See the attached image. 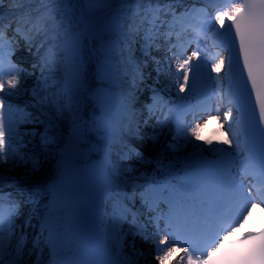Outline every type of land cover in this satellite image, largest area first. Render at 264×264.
Masks as SVG:
<instances>
[{"label": "snow or ice", "instance_id": "obj_1", "mask_svg": "<svg viewBox=\"0 0 264 264\" xmlns=\"http://www.w3.org/2000/svg\"><path fill=\"white\" fill-rule=\"evenodd\" d=\"M5 2L14 19L5 24L0 14V170L15 168L18 163H30L32 172L40 170V159L22 151L27 148L24 138L38 133L19 130L39 118L14 105V97L30 92L50 128L69 117L71 139L61 153L57 173L65 178L64 183L67 162L89 126L103 133L104 141L97 143L107 153L126 134L138 132L155 117L158 125L174 126L169 145L173 151L182 142L194 149L193 157H199L196 164H186L182 176L142 191L141 202L150 213L146 224L152 231L142 224L137 234L160 253L155 257L158 264H264V227L227 239L230 232L252 221L257 208L264 211V0H239L223 9L216 7L221 0H0V9ZM88 37H92L97 57L95 78L101 85L94 91L84 64ZM97 37L107 38V42L97 48ZM21 39L29 52L35 46L39 60L32 65L33 70L39 68L40 75L31 89L27 81L33 73L14 58ZM153 48L162 50L161 59L151 55ZM212 48L228 51L227 64L217 52L219 58L209 65ZM233 54L242 90L234 88ZM146 61L156 65V79L151 103L141 113L136 109L137 92L145 81L142 68ZM225 67L227 71L219 75ZM173 87L175 100L165 101L161 93ZM117 88V117L111 122L86 120L82 105L89 93L107 107ZM225 101L230 106L221 118ZM213 110L216 119H222L220 129L227 125V132L222 139L216 133L202 139L201 131ZM205 114L208 119L198 122ZM41 139L45 144L54 142L46 133ZM204 153L212 154L213 159ZM166 167L173 170L167 175L173 176L174 165ZM191 168L196 170H188ZM110 174L114 181L118 179L114 172ZM3 179L0 175V182ZM60 188V183L37 184L29 190L27 201L34 207L23 225L17 223L21 202L11 193L0 194V264H33L25 259L33 253L35 264H45V248L51 252L48 264H83L62 255L70 237L59 214ZM41 192L53 196L52 204L43 210L37 199ZM116 198L118 215L135 219L129 198L121 201L118 192ZM37 214L43 228L32 239V251L26 253L27 229L33 227L32 218Z\"/></svg>", "mask_w": 264, "mask_h": 264}, {"label": "rangeland", "instance_id": "obj_2", "mask_svg": "<svg viewBox=\"0 0 264 264\" xmlns=\"http://www.w3.org/2000/svg\"><path fill=\"white\" fill-rule=\"evenodd\" d=\"M32 51H35V46L32 47ZM157 52H159L161 54L162 50L161 49H157ZM33 58H35V57H33ZM156 58L157 59H161L162 56H156ZM147 62L151 63V61H146L145 63H147ZM38 63H39V61L36 64H38ZM172 63H173V65H175V61H173ZM32 65L33 64H29V67L32 68ZM153 65H154V63H153ZM35 70H36V72L34 73L33 79L31 80V82H27V84L30 87H31V85H33V83L36 82V79H37L36 76L39 74L38 72L40 71L39 68H37ZM142 71L145 74H147V75H149L150 72H151V74H153L156 71V65L155 66H151V67H148V66L143 67ZM155 79H156V74L154 75V77L152 79H149L148 81L145 80L144 83L145 84L153 83L155 81ZM143 93H145V96H149V94H150L149 91H142V92L139 91L137 96H139V95H141ZM162 93H165V95H167V96H169L171 98L175 97V88L173 87L170 90V92L166 90V91H164ZM180 95H184V93H181ZM28 96L31 98L30 92L26 96L17 97V99L18 98H28ZM24 110L27 112L30 109L26 105ZM36 113H38V112H36V111L32 112L33 118H37L38 117V115H36ZM164 126H165L164 123L159 124V125L150 124V126L142 125L138 132L131 133V135L134 138L135 142L139 143V145H141V147L146 149L148 152L144 156H140V155L134 154V152H133V153H130L131 158H128V159L124 160L125 162L130 163V164H132L134 166V169L132 171L133 174L131 176H129V177H133V176L139 175V174H144L145 170L148 171L149 168H150V171H148L147 174L149 176H152V177L156 176L155 174L151 173L152 167L156 164V162L159 161L161 164H165L166 165V164H169L171 162H176L177 160L182 159L183 157L189 156L190 154H192L194 152V149H192L190 146H185L182 142L179 145H177L176 151H173V149H171L169 147V145L173 143L172 137H170L171 139L167 140L163 144L161 142V136H162V134L164 132ZM57 127H58V130H55V132L57 133V137H56V139H54V142H50L48 144H45L42 141L41 137L39 136L40 133L38 132V128H40V129L43 128V125L38 124V123L37 124L36 123L35 124H30L29 123V124H23V125L20 126V131L21 132H32V131H35L36 133H38L35 136H27V137L24 138V140H27V143L25 144V145H27V148L26 149H22V151H26L27 153H29L31 155H35V153L38 154V155H41V153H42L45 156H47L45 161H44V159L41 160L40 170L38 172H32L31 171V164L30 163L29 164L18 163V165H17L19 167L22 166L23 168H26L27 171H31V173L34 176H37V175L44 176V175L49 174L48 178H47V180L45 182L35 183L36 185L37 184H39V185L52 184L51 181H52V178L54 176H51V175H55V174L58 173L59 164H60V161H61V154L59 152V147L62 146L67 141V139H66L65 135L61 132V131H65L64 122L63 123H60V121L57 122ZM36 129H37V131H36ZM61 140H63V143H61ZM32 143L33 144H37V149L36 150L30 149V144H32ZM161 144L164 145L162 150H160ZM90 150H91V146L88 147L87 151H90ZM125 155H127L126 152L124 153V156ZM148 160L151 161V162H149ZM108 163H110V162H108ZM67 164L69 166L71 164V161H68ZM2 170L7 172V173L9 172V170H12V172H14L16 174L15 168L4 167ZM14 173H13V175H14ZM9 175H11V174H9ZM38 197H42L41 199L43 200V199H49V198H51L53 196H52V194L50 192H41ZM26 212L30 213L31 211H30V209H28V210H26ZM87 216L89 217V215H87ZM110 216H113V214H111ZM112 221L114 222V220H112ZM41 223H42V221H41ZM252 224H254V222ZM128 225L132 226L134 224H130L129 223ZM143 225H145V224H143ZM145 226L149 229V225H145ZM122 228H123V226L119 227L118 228L119 231H121ZM137 228H138V226L135 227V228H131L129 230L131 233H133V235L131 236V240L135 237L134 235H135V233H137ZM127 229L128 228L126 227L125 231H127ZM35 233H40V232L35 230V229H31V232H30V228L27 229V234H30L31 238H32V236ZM143 245L146 246L148 251L152 250V247H151L152 243L151 242H143ZM26 250H28V247H25V252H26ZM128 251H129V253H128L129 258H131V256L132 257H136V255L139 253L138 250H136V249H135V252L133 251V246H131L128 249ZM151 253H152V255L149 256V258L151 260L155 261L156 264H158L157 263L158 261L155 259V257L158 256L159 254H155L153 251ZM35 256H36V254L33 253L31 256H25V259H30L33 262L35 260ZM45 258H46V256H45Z\"/></svg>", "mask_w": 264, "mask_h": 264}, {"label": "bare ground", "instance_id": "obj_3", "mask_svg": "<svg viewBox=\"0 0 264 264\" xmlns=\"http://www.w3.org/2000/svg\"><path fill=\"white\" fill-rule=\"evenodd\" d=\"M153 74L155 75L156 71ZM153 74H151V72H150V75H153ZM154 75L151 76L149 79H152L154 77ZM141 95L143 96L142 97L143 101H145V99L149 98V96H145V93H143ZM164 98L166 99V97H164ZM212 116L216 118V115H212ZM199 122L202 123V120L199 121ZM30 149L36 150L37 149V144H33V143L30 144ZM161 149H163V146L160 147V150ZM147 152L148 151L146 149H143L142 156L146 155ZM35 156H39V157L43 158L44 161H45V159L47 157V156H45L42 153H41V155H38V154L35 153ZM160 167H161V164H157L154 167V171L159 169ZM15 170H16V174L14 172H12V170H10V172L12 174L14 173V175L16 177L14 175H13L14 177H12V178H8L6 176H3L4 179H3L2 182H0V187L2 186V187L11 188L12 189V196H13V198H15V199H17V200H19L21 202V208L26 209V210L32 209L34 207V205H32L31 203H29L27 201V195L26 194H27V192L29 190H32L34 188V186L36 185L35 183L45 182L47 180L49 174L44 175V176H41V175L34 176L31 173V171H27L26 168H23L22 166L21 167H19V166L15 167ZM0 174L1 175H5V174H8V173L3 171V170H0ZM56 175L57 174L51 175V176H56ZM163 177H166V175L163 174V175L155 177L154 179H149L148 181L157 183ZM142 180H146V177L143 176ZM43 201H46V199H43ZM257 209H259V208H257ZM20 212H21V210H20ZM28 217L29 216H27L24 220H19L18 223L23 225L24 221ZM89 223L91 225V220L89 221ZM32 225H33V227H31L32 229H36L38 226H41V216L39 214H37L35 217L32 218ZM30 232H31V230H30ZM125 235L129 238V237L132 236V233L131 232H127ZM126 242H128V248H130L134 244L135 245V249L138 250L139 253H143V256H140L138 254L136 255V257H132L131 256V258H129V256H128L129 259L138 260L139 264H156L155 261H153V260H151L149 258V256L152 255V253H151L152 250L148 251L146 246L143 245V242H146V241L144 239H142L141 235H137L132 240L131 239H127ZM147 242H149V241H147ZM31 247H32V243H31ZM128 248L127 247L124 248L122 250V252L126 253L128 251ZM126 257H127V254H126ZM173 264H175V262H173Z\"/></svg>", "mask_w": 264, "mask_h": 264}, {"label": "trees", "instance_id": "obj_4", "mask_svg": "<svg viewBox=\"0 0 264 264\" xmlns=\"http://www.w3.org/2000/svg\"><path fill=\"white\" fill-rule=\"evenodd\" d=\"M96 47L98 48V39H96ZM96 63H97V57H96L95 52L93 51V41H91L90 37H88L86 45H85V50H84V64H85V71H86L89 87L93 91L100 86V82L98 81V79L95 78ZM99 112H100V107L96 104V98L91 93H89V96L85 99L84 104L82 105V115L84 117L91 118L92 116L96 117V115L99 114ZM39 117L41 118L40 121H44L43 124L46 125V127L43 128L42 130L44 131V134L46 133L47 136L53 135V137L57 136L54 131L58 129V127L56 126L54 128H50L48 126V123L45 120H43V115H39ZM62 121L68 123L70 122V119L66 115ZM92 140L95 144L99 146V151L93 153L92 156L100 157L104 151V145L98 144L97 141H104V140H101L96 134H92ZM123 140H127V139L123 138ZM104 143H107V141H105ZM129 165L130 164L126 163V164H123L122 167L123 166L128 167ZM129 189H130L129 186L123 185L121 187H118L115 190V193L118 192L120 193V195H124L125 190H129ZM111 201L113 202L114 200L111 199Z\"/></svg>", "mask_w": 264, "mask_h": 264}]
</instances>
